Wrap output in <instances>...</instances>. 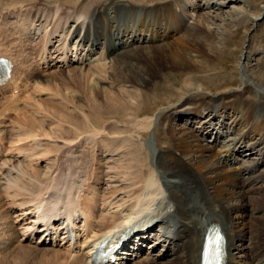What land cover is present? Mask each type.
Listing matches in <instances>:
<instances>
[{"label": "bare ground", "instance_id": "6f19581e", "mask_svg": "<svg viewBox=\"0 0 264 264\" xmlns=\"http://www.w3.org/2000/svg\"><path fill=\"white\" fill-rule=\"evenodd\" d=\"M126 1L0 0V56L14 62L0 99L10 92L13 99L25 100L24 111L31 110L11 123L8 144L0 135L1 233L8 242L41 249L42 264H93L100 243L135 228L140 233L133 242H143L159 226L162 254L146 248L133 257L129 247L135 246L128 243L125 259L201 264L207 230L215 225L226 237L224 264H264V196L250 199L258 213L253 221L240 220L250 204L246 197L256 190L247 188L248 181H264V174L254 176L250 164L231 165L241 143L264 134L263 86L257 76L244 78L255 82L247 93L259 94L262 113L231 88L180 103L185 92L206 89L192 80L195 74L215 69L222 49L212 20L179 14L183 0ZM135 17L139 20L132 21ZM141 37L147 45L135 46ZM149 61L159 64L158 71ZM56 74L74 77L76 88L62 89ZM173 85L179 88L167 93L176 100L151 94L155 87L169 91ZM186 103L190 106L183 107ZM69 106L74 110L67 111ZM218 107L234 109L242 116L233 123L245 122L248 128L229 127L235 135L232 148L215 149L223 129L214 137L204 127L214 137L207 144L195 130L171 122L205 110L223 116L214 112ZM263 162L264 155L257 164ZM4 208L12 215L10 223ZM6 223L21 230L8 234Z\"/></svg>", "mask_w": 264, "mask_h": 264}, {"label": "rangeland", "instance_id": "374dc122", "mask_svg": "<svg viewBox=\"0 0 264 264\" xmlns=\"http://www.w3.org/2000/svg\"><path fill=\"white\" fill-rule=\"evenodd\" d=\"M52 1H57V0H52ZM129 1L134 2V4L135 3L140 4V3H145L146 0H129ZM163 1H160V2H163ZM122 2L125 4H129L128 1L126 0H122ZM180 2H182L181 3L182 5L180 4L177 6V11L179 14L185 13V14H190L191 16H193V18L189 20L193 21L197 15H202L203 17L209 16V18L212 20L211 28L214 29L213 35L215 37V40L219 41L220 48L222 49L218 59L216 60L215 69L208 71V72L195 74L198 76V78L196 77V79H192L193 81L204 83L206 89H203L202 91H199V92H189V91L185 93L182 92L184 93V96L180 103L184 102L191 95H193L195 99H201V96H204V97L216 96L215 94L218 91L226 89V88H231L232 90H235V92H238L241 94L243 93L244 97L247 98V100L249 101L251 100V103H253L255 106L258 107L257 112L262 113V108L259 107L260 105L258 106V104H260L263 101L262 98L259 96V94L257 95L255 92H248L249 94L247 93V88L251 86H255V82H252L251 80H247V79L244 80V78L246 77L247 74L250 79H254L257 76L258 80L260 81V84L263 86V89H264V0H183ZM29 3L31 4V1L25 2L23 5H29ZM3 4L6 5L7 3L6 4L3 3ZM137 18L138 17H135L134 19H131V20L137 21L139 20V18L138 19ZM132 23L133 22H130V25H132ZM159 33L162 34V32H159ZM142 41L143 40L141 37L140 40L137 42V44H135V46L147 45V43H144ZM161 44L163 43L161 42L160 45ZM149 62L151 64L150 69L153 71H158L159 64H156L155 61L153 63L152 61H149ZM74 81H75L74 77L70 75H67L65 77V75L56 74V77H55V83L57 82L58 86L61 85L60 87L62 89L68 88L69 86L76 88L74 86L75 84ZM65 82H68V83H65ZM159 83L161 86L165 85V83L167 85L166 81H160ZM169 84L170 82H168V85ZM80 86L81 88H83V85L81 83H80ZM174 88L178 89L179 86L173 85L172 87H170L169 91H168V88L166 90L165 89L160 90L155 87L154 88L155 90H151V94L161 98L162 100H168V99L176 100L175 99L176 96L174 93L168 94V93H171L172 92L171 90H174ZM257 90L258 92L263 93L262 89H257ZM35 97L40 101L45 100V99H42V100L40 99V98H43L42 96H38V97L35 96ZM1 98L2 99H0L1 100L0 101V107H1L0 108V113H1L0 114V135L1 137L5 135V137L2 138V143L8 144L9 139L7 138H10V136H12L11 133H9L10 132L9 129L12 127V125H15L16 121L23 119L17 116H19L20 114H23L22 117H25V114L31 110L24 111L27 109V108L25 109V107L23 106V103L25 100H22V99L18 100V98H16L15 100L10 96L9 92L6 95L1 96ZM12 99L17 102L13 101ZM179 101L180 100H178V102ZM3 102H5V104H8V103L9 104L5 105ZM10 102L13 103V105H11V106H14L13 110H11L12 108L11 106H9ZM44 102L45 101H42L41 104ZM18 103L20 106L18 105ZM16 105H18L20 108ZM152 106L154 105L152 104ZM188 106H190V104L186 103L183 107H188ZM218 108L219 110L217 111V109H215L214 112H217L218 113L217 115L223 114V116L214 117V113L208 114L210 111L205 110L203 111V114H202L203 116L199 115L197 117V115H195V117L190 116V118H186V117L182 118V117L176 116L177 118L174 117V119H172L171 122L173 123V125L180 124L185 127H188L189 129L195 130L197 137L200 138L203 141V143H207V144L208 143L213 144L214 137L216 136V132L221 131L223 129L225 130V133H224L225 135L223 134V136H221L220 134V138H219L220 141L214 144L215 149L223 150L224 148L222 147L224 144H230V147L232 148L234 144H231L232 142L231 139L234 138L235 135H234V131L233 133L228 131L229 127H231V129L233 128V126H235V129L236 127L237 128L239 127V129L242 131H246L248 130V128L245 125V122H243L240 125L237 124L238 122L233 123V120L235 117L242 116L241 114L238 115V112L234 111V109H230V107L223 108V109L220 107ZM18 109L20 111H18ZM70 109L74 110L73 106H69L67 111H69ZM9 110L11 113L9 112ZM13 111L15 112L16 115H14ZM219 112H222V113H219ZM5 114L8 117H6ZM41 117H43V114ZM18 118H21V119H18ZM224 118L226 119L225 125L221 126L220 120ZM13 119L15 120V122ZM169 120L170 119H168V121ZM187 120L189 121L188 124H186ZM5 121L7 122V124ZM252 121L254 122V120ZM11 123L13 124L11 125ZM82 124L84 126H88V123L86 122H83ZM204 127H207L209 131L212 130V132H214V135H213L214 137H212V135L208 133L207 131L204 132ZM9 134L10 136H8ZM261 138L264 139V134L263 135L255 134L253 135V137H251V139L247 138V140L241 143L242 148H240V150H238L235 153L236 158L233 160L231 164L232 167H241L242 165L244 166L245 164H250L254 166L253 172L254 173L256 172V175L253 174L254 176H257L258 174H261V173L264 174V162L257 164L260 157L264 155V143L260 142L262 140ZM3 139L5 142L3 141ZM40 165L42 168L45 167V162L42 161ZM248 175L249 174H246L245 177ZM253 182L248 181L249 184L247 185V188L256 186V190H252V192H250L248 196L246 197V199H248L250 203L249 204L250 209L248 207L245 213H241L242 218L240 219V220H244V223L247 222V225L253 221V219L251 218L252 216L258 215V213L255 210H253L254 209L253 206L255 202H251L250 200L251 197H257V196L261 197V195L264 196V181L258 179V181L254 182V184H252ZM2 210L5 211L3 213L4 215L7 216V219H9V223H10L11 220H13L11 219L12 218L11 213L8 212L9 214H7V209L5 208ZM3 226H4L6 233L8 234L9 233L11 234L12 232H15V231L17 233L18 231L21 230L19 226H16L15 231H13L12 230L13 227H11L12 229L9 228L7 223L4 224ZM8 228L11 229V231L8 230ZM156 235L158 236V234ZM2 236L3 234L0 231V260L2 261L3 264H42V250L41 249L34 250L30 248L29 246H27L26 244L19 243L16 239L8 242V240H6L7 238H5L4 236L2 237ZM248 242L249 241H246V244H250V242L249 243ZM163 245L164 244L159 245L155 250L152 251V254L153 253H154L153 255L162 254L163 249H164ZM165 260L166 258L160 259V261H165ZM132 263L133 262H129L128 264H132Z\"/></svg>", "mask_w": 264, "mask_h": 264}]
</instances>
